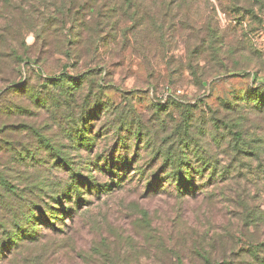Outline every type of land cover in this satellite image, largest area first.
<instances>
[{
	"label": "rangeland",
	"instance_id": "rangeland-1",
	"mask_svg": "<svg viewBox=\"0 0 264 264\" xmlns=\"http://www.w3.org/2000/svg\"><path fill=\"white\" fill-rule=\"evenodd\" d=\"M115 1L76 0L74 11L86 4L88 27L69 57L68 0H0L1 169L23 187L65 181L42 143L49 138L78 168L88 173L90 167L100 184L117 183L100 193L85 185L87 202L77 207L74 196L66 202V225L41 226L37 240L24 239L0 264H206L203 249L217 262L228 256L230 264H251L253 249L264 256V106H256L253 91L264 86V0H131L138 14L121 15L117 5L111 21L119 18L118 33L99 32L95 17L114 14ZM54 10L63 16L52 19ZM215 37L218 55L211 49ZM16 50L41 69L12 70ZM64 72L86 77L75 103L102 97L107 106L91 120L96 143L90 150L76 151L66 135V115L79 116L80 105L36 106L21 92L29 86L45 95V75ZM167 85L183 94L163 102ZM170 100L195 108L156 105ZM183 123L193 151L209 162L188 195L166 182L158 154ZM139 128L148 136L130 140ZM119 155L129 160L119 164L121 182L100 170L105 158L111 163ZM0 191L1 235L24 201ZM41 205L47 215L53 211Z\"/></svg>",
	"mask_w": 264,
	"mask_h": 264
},
{
	"label": "trees",
	"instance_id": "trees-1",
	"mask_svg": "<svg viewBox=\"0 0 264 264\" xmlns=\"http://www.w3.org/2000/svg\"><path fill=\"white\" fill-rule=\"evenodd\" d=\"M90 1L97 5L100 0ZM75 3L76 0H68L65 4L67 5L66 13L63 14L67 18V21L70 22V32L74 36V39L67 43V47L65 49V52L69 57H71L72 54L69 53V50L74 53L75 49L77 50L79 47L80 39L77 37L79 36L81 29L88 27L87 15L84 12L86 4L79 2L77 9L74 11L73 9L76 7ZM117 5L121 6V12L118 11L117 8L119 7H117ZM132 7H134V9ZM111 10H113L114 14L111 13L109 15H103L102 13H99V15L95 17L96 22H94L93 25L96 26L99 32H103V30L108 28L111 32L115 31L117 34L120 25L119 18L117 17L116 21L113 22L111 21L112 17L118 15V12L121 13V15L135 14V16L139 12V8L135 7L131 0L129 3H127V0H116L115 7ZM59 13L56 14V10L52 11L51 16H56L52 19L63 16ZM51 16L49 18H51ZM133 20L139 24V20L136 17ZM97 41L98 43L102 42V39H94L91 43L94 44L97 43ZM213 42L214 43L211 44V49L214 54L218 55L220 47L217 45V37L214 38ZM10 55L13 58L14 64H12V70L14 71L17 70L19 65L22 66L23 70H26L31 66L37 70L41 69L38 63H34L30 59L20 57L17 50L13 51L12 54L10 53ZM247 75L249 74L247 73ZM44 78L43 86L46 89L47 94L42 95L29 86H26V90L21 92H29L28 96L36 106L46 105V107H57L65 104L70 110L72 106L76 104L80 105L79 116H75L71 113L66 115V120L69 124L66 130V135L69 138V142L72 143V147L76 151H81L82 149L90 150L96 143V137L91 131V127L93 125L91 120L107 111V106L102 97H95L93 101H90V97H86L83 100V103H75L76 100H78L77 97L81 92V89L84 88L83 86L86 82V77H82L81 75L75 76L64 72L59 75H45ZM15 82L16 81H12L10 83H13V86H16L18 89L21 84ZM253 91L255 92L256 106L261 108L264 106V86L262 88H253ZM156 105L163 110H166L170 106H184L185 110H193L195 108L194 105L180 103L176 100H170L167 103H156ZM186 126L187 125L185 123L179 126L180 129L175 133L178 135L177 138L173 135L172 138L174 141H171L172 139H170V137L168 139H164L163 145L158 149V154L163 159L165 165L164 172L166 175L164 178L166 179V182L173 183L174 188H176L177 192L182 195H188L189 192L194 189L195 178L201 176V174H205L206 167L209 166V162L204 161V157L196 153V151H193L194 145H191V143H194L195 141L191 136L188 137L189 133ZM132 133L133 137L130 140L138 141L144 136H148L144 134L140 128ZM235 135H238V133L235 132ZM121 141L123 148L127 151L130 150V147H127V141H123V139H121ZM42 143L48 149L51 166L58 170H63L67 175V179L59 183L48 180L38 181L34 182L29 187H23L21 184L12 183L0 167V190H3L8 194L15 195L17 198L20 200L23 199L24 201L20 212L16 214L13 219L14 223L12 227L9 228L8 226H4L3 233L0 235V257L3 255L6 257V254H10L12 256L15 247H17L24 239L37 240L36 232H38L41 226H56L58 224L66 225L67 218H71V206L67 209L66 202H71L73 196V205L77 207L87 202L85 199V185H88L89 190L94 189L95 192L100 193L109 192L112 189V186L117 184H100L94 174L91 173L92 169L90 167L88 169V173H86V170L78 168L77 163L68 152L55 147L54 140L46 138L42 140ZM166 143L170 144L168 146H164ZM175 145L177 147H175ZM191 153L198 158V161L196 162H201V165L198 164L194 166L196 163L193 162L190 155ZM117 158H120V160H115V157L110 158L111 163L108 158H105V163L100 165V170L110 174H117L118 180L121 182L123 181V178L118 173V171L121 170L119 169V164H123V167L127 166L129 165V160L126 156L122 155L121 157L119 155ZM89 165H91V163H89ZM96 165L99 166V164ZM138 172L141 175L144 174L143 169ZM157 176L158 174L155 175L156 179ZM152 185L153 183L151 182L149 186L152 188ZM1 195L2 193L0 191V196ZM41 204L49 206V209L53 211L47 215L44 211L46 207ZM58 205L61 206V208H58ZM33 206H35L38 210H34ZM144 217H148V214L145 213ZM244 252L245 251H241V254H244ZM199 253L201 254V258L205 260L206 264H230L229 261L231 259L228 256H226L222 263L215 261L212 258V255L209 252L206 253L204 249ZM249 253L251 257L253 256L255 258V260L252 259L251 264H264V256L261 257L256 248Z\"/></svg>",
	"mask_w": 264,
	"mask_h": 264
},
{
	"label": "built area",
	"instance_id": "built-area-1",
	"mask_svg": "<svg viewBox=\"0 0 264 264\" xmlns=\"http://www.w3.org/2000/svg\"><path fill=\"white\" fill-rule=\"evenodd\" d=\"M183 94V90L178 89V90H174L172 89L171 86L167 85L164 90L162 91V93H160L159 98L164 102L166 101L169 97H174L176 98L177 96Z\"/></svg>",
	"mask_w": 264,
	"mask_h": 264
}]
</instances>
